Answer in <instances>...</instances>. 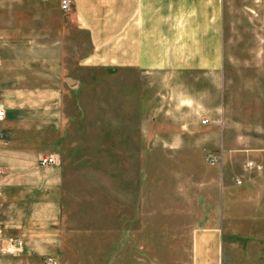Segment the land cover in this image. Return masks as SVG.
<instances>
[{"label":"crops","instance_id":"obj_1","mask_svg":"<svg viewBox=\"0 0 264 264\" xmlns=\"http://www.w3.org/2000/svg\"><path fill=\"white\" fill-rule=\"evenodd\" d=\"M226 4L227 0H70L69 8L61 10L59 0H0L4 87L17 88L12 77H6L17 64L29 73H44L40 86L65 89L62 96L50 95L49 103L69 105L59 114L58 134L51 129L56 126L52 114L47 125L50 137L44 146L55 156V164L38 165L39 143L20 142L18 117L11 140L0 142V246L4 237L22 240L17 252L0 250V259L28 249L41 252L53 244L71 247L90 241L94 249L106 244V255L98 250L94 258L102 264H264V142L251 148L220 147L215 152L220 161L207 163L217 175L201 180L189 172L175 175L172 202L150 197L156 200L150 211L147 162L141 159L129 174L134 190L127 175L122 190L112 189L109 179L106 198L118 196L117 206L93 209L97 221L106 218V223L67 224L61 210L62 170L83 166L73 154L83 142V104L95 114L101 105H109V125L120 127L108 133L111 148L131 150L134 137V151L146 153L148 110L140 77L222 74L227 68ZM252 52L254 68L264 67V47ZM256 84L253 87L260 86ZM11 94L18 104L19 97L13 90ZM185 134L177 123L171 134L175 151L186 147L181 138ZM238 152L245 156L241 163ZM231 157L235 159L229 164ZM248 160L260 167L245 166ZM123 164L132 167L130 161ZM104 195L99 192L96 197ZM165 251L171 256L159 255Z\"/></svg>","mask_w":264,"mask_h":264},{"label":"rangeland","instance_id":"obj_2","mask_svg":"<svg viewBox=\"0 0 264 264\" xmlns=\"http://www.w3.org/2000/svg\"><path fill=\"white\" fill-rule=\"evenodd\" d=\"M224 21V58L227 59V68L222 74L148 73L140 77L142 90L146 91L144 99L148 110L149 134L146 153L142 152L140 155L138 151H134V137H131V150L125 152L111 148L108 144V133L110 130L117 131L120 127L109 125L108 116L112 113L109 105H101L95 114L93 110L90 112V105L86 102L83 104L86 110L83 142L73 153L83 166L62 170L61 191L64 198H61L60 202L65 223H106V218L97 221L93 209L97 206L104 209L109 205L117 206L118 196L106 198L108 181L110 179L115 186H112V189H124L125 175L129 185V174L133 175L134 165L140 159L147 162L145 170L148 176L150 211L151 204L156 202L150 197L158 195L160 203L172 202L175 175L183 176L189 172L197 180L217 175V172L208 167L207 163L210 162L206 158L209 155L215 156L217 159L213 163L220 161V156L215 153L220 147L251 148L264 142V67L254 68L253 59L256 57L252 52L256 48L264 47V0H227ZM19 67L16 64L15 72L6 75L12 77L17 88L4 87L5 82L0 75V98L6 107V137L11 140L12 123L18 117L20 142L32 139L39 143L36 155L46 154L49 151L45 148L44 141L50 137V127L47 126L49 117L52 114L55 118L56 126L51 129H55L58 134L59 114L69 108L66 102L49 103L50 95L62 96L65 89L42 87L40 85L44 73H29ZM253 82L255 85L259 82L260 86L253 87ZM12 90L14 95L19 97L18 104L12 101ZM205 117L208 123L202 124L200 120ZM177 123L185 129L186 134L181 138L186 147L175 151V136L171 134L175 131ZM187 129L190 130L189 134ZM238 153L236 159L241 163L245 156L242 152ZM233 159L235 158H229V164ZM124 160L130 161L132 167H125ZM130 185L131 190H134L133 185ZM98 191L105 195L97 198ZM166 198L168 200H165ZM171 219L169 217V220ZM248 220L246 219V224H249ZM82 244L83 246L71 247L53 244L41 249V252L28 249L25 254H4L8 258L0 259V264H22L21 259H35L33 264L104 262L94 258L98 250L100 256L106 255V244L101 249H94L90 241ZM165 254L171 256V251L161 252L159 255ZM46 259H51V262L47 263Z\"/></svg>","mask_w":264,"mask_h":264},{"label":"built area","instance_id":"obj_3","mask_svg":"<svg viewBox=\"0 0 264 264\" xmlns=\"http://www.w3.org/2000/svg\"><path fill=\"white\" fill-rule=\"evenodd\" d=\"M69 5H70V0H59V7L61 10H67L69 8ZM5 116H6L5 106L0 99V142L3 144H5L7 141V137H6L7 131L2 127V122L5 119ZM200 122L202 124H207L208 119L202 118ZM216 159L217 158L215 156H210V155L206 158V160L210 163H213L214 161H216ZM55 162H56V158L53 154H49V153L40 154L37 157V163L40 166L52 165L55 164ZM244 165L247 167H260L259 165H255L251 160L246 161ZM235 182L239 183L240 181L235 179ZM21 246H22V240L19 237L8 236L1 239L0 250L4 253L9 254V253L17 252L21 248ZM46 262L50 263L51 259H46Z\"/></svg>","mask_w":264,"mask_h":264}]
</instances>
